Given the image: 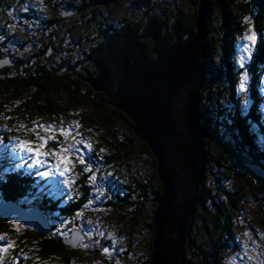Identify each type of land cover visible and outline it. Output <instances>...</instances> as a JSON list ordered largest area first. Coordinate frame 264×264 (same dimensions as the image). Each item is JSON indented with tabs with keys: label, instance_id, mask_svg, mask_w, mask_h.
Instances as JSON below:
<instances>
[{
	"label": "trees",
	"instance_id": "16d2710c",
	"mask_svg": "<svg viewBox=\"0 0 264 264\" xmlns=\"http://www.w3.org/2000/svg\"><path fill=\"white\" fill-rule=\"evenodd\" d=\"M131 1V0H128ZM60 2V1H59ZM91 0H65L60 3L55 2V0H47L48 9L51 10L52 16L50 18L45 17L48 23L45 26L40 25L41 33L38 34L35 31V26L32 25L30 16H26L24 13L18 11L17 8L7 9L9 6L8 0H0V7H3L4 16H7L2 27L6 30H13L14 33L22 31L23 29L18 25V23L26 24L25 31L21 43H15L16 37L12 33L7 40L6 44L0 45V60H5L3 66H0V87H3L5 92H14L12 88L25 86L24 92H31L29 97V108H34L33 111L36 116L40 119L44 116L52 118L61 117L67 110L68 107H89V115H84L83 121L81 122L82 128H87L92 130L90 134H97L96 131H100L101 136L99 142H92L89 133L82 129L80 133L83 139L86 141V137L89 139V148L83 147L82 159L84 160L85 167H88L91 171L98 170V176L96 179L97 183L100 181L106 182L105 191L100 195L106 196L104 199L100 200L99 209L107 210L111 209L117 214L123 216L127 220L130 227L137 224L138 219L144 223L147 235L149 233V226L152 221V212L155 207L153 202V197L160 193L161 183L156 175V158L151 151L148 144L142 141L131 128L130 119L121 112L118 108L107 102L108 98L103 92H95L91 86L82 79L86 73L80 69L83 67L86 71L91 74L96 73L95 65L93 62L89 61L91 55L104 44V35L109 34V27L107 24L109 22L103 21L107 17H111L112 14L104 16L102 14L108 6H110L111 11L115 6L113 1L103 6L102 4L87 5ZM220 0H211L210 8L218 6L224 12L225 22L227 23V52L231 49V38L235 34L239 35L240 31L244 29L242 15L244 11L251 10V7L255 10V28L257 34H259L260 40L256 51L254 52L252 59L253 64L251 68L255 70L258 68V63L261 68L264 66V0H248L239 2V0H223L222 4H219ZM124 5L125 0L120 2ZM135 7H137V16L125 15V19H122V26L118 31L111 33L117 34L118 36L127 32L138 33L140 32L145 17L152 10H163L165 11V21H166V31L164 32L169 39L173 38L177 33L181 36H185L190 31L195 28V16L197 14V5L199 0H135ZM72 5L77 8H81L79 12L75 14L74 23L69 21L70 17H65V10ZM130 8L133 9L132 4ZM14 9V10H13ZM115 10V9H114ZM94 12L93 20H87V16ZM114 12V11H112ZM208 10V24L207 33H209V13ZM37 14V12H36ZM38 15V14H37ZM9 17V18H8ZM66 18V19H65ZM35 19V18H34ZM10 20H15L16 25H11ZM36 20V19H35ZM106 20V19H105ZM114 20V18H112ZM212 28L216 29V25ZM32 29V31H31ZM8 30V31H9ZM31 31V33H30ZM36 34V36H35ZM34 35V36H33ZM141 49L147 55H153L152 41L149 38H144L140 40ZM27 45L29 48H24ZM13 48L20 49L19 52H14ZM225 59H227V54L225 53ZM209 67L205 68V77L203 87L200 91L199 99L203 98V103L200 107L204 113V120L201 122L203 127L207 128L211 132V137L204 139L205 147V165L203 171V179L200 183L199 192V202L196 204L195 213L193 215V221L191 228L196 225V222H201L204 226L201 234V240L198 245H195L193 240V229L190 231V237L188 242L185 244L184 253L191 248L197 249V253H192L193 258L185 259V264H193L192 260L196 259V264H215L217 260V250L216 256L212 257L210 250L212 249L214 239L210 238L209 231H212L221 224L223 219L222 213L217 212L218 205L222 206L220 211L227 212V169L230 172L235 171V166L230 165L228 159L235 160V165L243 168L245 166V161L236 154H233L234 147H238L245 153L247 148L246 141L251 143V139L244 134L246 126H239L237 130L240 132L238 134H232L223 122L222 111L220 113L223 116L221 119L215 117L210 118L207 114L208 105L210 100H223L227 94V72L226 81L225 79L216 78L211 76V72L214 70L212 67L211 60L208 62ZM211 64V69H210ZM256 65L258 67H256ZM227 68V66H226ZM230 68V67H229ZM231 81V86L233 85L234 79L231 73L229 74ZM255 75L249 80V92L256 99H259L257 90ZM1 89V88H0ZM33 91V92H32ZM231 95V93H230ZM4 96V94H3ZM255 100L254 98H252ZM258 101V100H257ZM225 106L229 100L225 99ZM232 103V102H230ZM254 106H248L245 113L250 114V116L257 117L258 114L253 109ZM253 111H252V110ZM249 110V112H248ZM249 117V116H248ZM227 119V116L225 117ZM221 134L219 133V130ZM259 131L264 135V129L261 123H258ZM241 128V130H240ZM243 132V134H241ZM77 136V139L79 138ZM81 140V139H80ZM237 144L239 146H237ZM255 147V146H253ZM252 147V148H253ZM248 148L247 154L256 162L261 164L264 168V151L257 153L255 148ZM258 148V147H256ZM213 150L217 151L216 156L213 155ZM253 151V152H252ZM239 152V151H238ZM85 154V155H84ZM245 158L246 157H242ZM138 161V162H137ZM248 162V161H247ZM136 163V164H135ZM143 163L145 164V169L142 168ZM149 165V170L147 165ZM228 164V165H227ZM109 165H111L109 169ZM135 165L140 167L137 168V172L132 176H124L123 171L129 170L130 166L132 170ZM228 166V167H227ZM6 169L5 165H2ZM10 167V166H9ZM116 172L114 178L107 176L108 172L105 170ZM136 169V168H135ZM105 171V172H104ZM104 172V173H102ZM110 172V173H111ZM208 172L214 173V185L213 189L210 190L209 174ZM247 176H252V173L248 171ZM102 173V174H101ZM20 171L9 169L8 173L0 172L1 183H10L15 187V197L18 201H23L22 198H26V194H29L25 188L30 186L31 195L33 196L36 190L41 198H32L31 202L26 206L29 207L43 208V215L50 222L54 223L55 219H59V216L48 214L56 212L61 214L62 221L69 219L72 224L76 223L75 214L83 210L84 207L87 211H93L92 206H88L86 203L87 196L89 195V172H85L83 176L80 177V181L73 180V185L70 186L75 191L81 194V200L77 204L69 202L66 206L65 203L62 205H57V203L51 201L49 204L44 203L41 205L42 201L47 198L43 193L38 192V187L35 188L33 185V177L29 174L19 175ZM106 176L104 180L102 175ZM112 174V173H111ZM216 174V177H215ZM86 175V176H85ZM122 175L123 177H119ZM25 186V188L23 187ZM23 187V190H22ZM139 189V198H132V194L135 189ZM208 188V190H207ZM111 191V192H110ZM148 192V193H147ZM46 193V192H45ZM29 199V198H28ZM230 203L235 204L232 196L228 197ZM226 202V203H225ZM217 205V206H216ZM95 208V206H93ZM56 209L59 211L57 212ZM72 213H74L72 215ZM12 215V214H11ZM10 215V216H11ZM9 216V217H10ZM0 218V224H6L8 218ZM65 224V223H64ZM50 235H41L34 232L39 236L41 240V247L44 250L45 255L51 254L56 258L60 264H70V255L77 254L79 246L73 247L71 245L64 244L62 240H65V235H60L56 232L55 227L52 226ZM72 230V229H71ZM70 230V231H71ZM70 233V232H69ZM148 249H151V241L148 238ZM148 257V256H147Z\"/></svg>",
	"mask_w": 264,
	"mask_h": 264
},
{
	"label": "rangeland",
	"instance_id": "374dc122",
	"mask_svg": "<svg viewBox=\"0 0 264 264\" xmlns=\"http://www.w3.org/2000/svg\"><path fill=\"white\" fill-rule=\"evenodd\" d=\"M220 1L219 4H222L223 0ZM242 1L248 0H239L241 3ZM120 2L122 1L117 0L115 2L112 10L114 12L111 11L110 6L102 12L104 16L112 14L111 17L109 16L103 21H106V24L109 22L107 29H109V34L114 37H118V35L111 32L118 31L121 28L122 19L126 18L123 16H137L138 8L135 7V0H125L126 4L129 5H124ZM7 4L9 5L7 9L17 8L19 12L30 16L29 21L35 26L36 33L40 32L41 36L43 35L40 25L45 26L48 23L45 17L50 18L53 15L51 10L48 9L47 0H8ZM107 4L102 5L105 6ZM130 4H132L133 9L130 8ZM3 7L4 5L0 7V31L2 24L7 19V16H4ZM209 9L211 10L209 13L211 28H209V33L203 39L206 50L204 65L206 68L209 65L208 62L211 60L212 67L214 66L211 76L219 78L221 81H223L222 79L226 81L225 72H227V83L229 85H227V94L222 101L213 99L209 103L206 101L208 105L207 114L210 118L215 115L216 118L218 116L221 119L224 116L222 119L223 122L225 120L224 125H227V129L232 134L240 132L237 130V127L246 126L244 134L251 139L250 144L249 140L246 141L247 148L245 149V153L239 147L237 150V148L235 149L231 146L234 149L233 154L248 162L245 161V166L240 168L235 165L234 157L233 159H228L229 164L231 163L230 165L233 164L235 166V171L230 172L227 169V198H225L227 199V212L220 211L223 205L217 204L219 210L217 212L222 213L223 219L217 228L215 227L214 230L209 231L212 232L209 235L210 238L214 239L215 243L210 253L214 257L217 250L218 254L215 264H264V168L247 154L248 148H252L253 146H255L253 148H255L257 153L264 151V135L259 131L258 127V123H261L264 129V66L262 69V59L261 63H258L259 67L256 65L258 68L255 70L251 68V64H253L252 56L257 49V41L260 40L254 26L255 10L251 7V10L244 11L242 15L244 29L240 31L239 35L235 36L234 34L232 36L231 49L227 52V23L225 22L224 12L218 6ZM80 10L81 8L79 9L75 5H72L65 10V17H73L69 21L74 23V16ZM10 22L11 25H16L15 20H10ZM18 25L23 29L22 31L14 33L12 29L8 31L7 28L8 33L6 34L10 36L13 33L17 38L15 43L20 44L22 40L26 39L23 38L26 24H23L24 28L22 24L18 23ZM214 25H216V29L212 28ZM253 36L254 39H247V37ZM25 47L29 48L27 45H24ZM19 50L13 49L14 52H19ZM225 53L227 54V59H225ZM241 57H244L242 61L244 67L240 66ZM245 72H247V79L245 90L242 91L240 89V79ZM230 73L234 79L232 86L229 78ZM254 75L257 80L255 82L259 97V99H256L252 96L255 100L251 98V92H249V80ZM23 85L12 88L14 92H5L4 88L0 87V172L8 173L11 167V169L20 171L19 175L24 176L29 174L33 177V185L35 188L38 187L39 194L43 193L47 197L44 201L40 200L41 205L44 203L49 204L53 201V204L55 202L58 206L64 203L66 206L69 202L77 204L82 199L80 197L81 194L70 186L73 185L72 181L74 179L79 182L81 180L80 177H84V171L89 172L88 181L91 188H89L86 203L88 206L94 203L93 206L95 208L92 206L94 210L87 211L84 207L83 210L78 211L75 214V224L71 223L70 217L62 221L61 214L56 212L48 214L49 217H52L51 215L59 216V219H55L54 223H49L47 220V225L55 227L56 232L60 235H65V240L72 237L71 232L73 231L81 233L79 238L80 244H77L79 246L78 252L72 256L70 255V264H145L150 250L148 249L149 233L147 235L143 221L140 218L135 226L130 227L127 220L120 214L111 209H99L100 206L102 207L100 200L107 196L100 197L101 193L108 188L105 186L106 182L100 181L97 183L96 179H98L97 176L100 172L92 168L90 171L88 167L80 163L83 157V147L87 146L89 148L88 143L90 142L87 137L85 141L82 137L83 135L80 138L79 135L82 129L86 134L89 133L88 136L92 142L100 141V131H96L97 134H90L92 130L82 128L80 125L84 115H89L91 109L85 106L68 107L69 110L65 113L64 109V114L61 117L51 119V117L44 116L40 119L34 113V108L28 107L31 92H24L25 89L23 88L25 86ZM225 99L232 103L227 102L225 106ZM203 101V98H201L199 103L202 104ZM251 105L254 106L253 109L259 116L258 119L245 113L248 106L251 107ZM221 111L223 116L220 115ZM226 116L227 119L225 118ZM37 125H53L52 130H48L46 127L37 129L40 136L53 137L48 141L46 147L42 149L43 152L48 153V155L41 157L43 160L42 165H36L30 153L23 152L17 147L18 141H35V134L32 130ZM61 128L65 130L66 135H61ZM216 129L219 130L220 128L216 127ZM219 133L221 134L220 130ZM77 136H79L78 139ZM237 146L239 145L237 144ZM253 148L252 150H254ZM64 149L67 151H63ZM53 153H58L59 155H53ZM217 154L218 152L213 150V155L216 156ZM60 156L68 158L67 171H64L65 165L59 162ZM243 156L246 159L242 158ZM247 164L253 166L256 172L262 173L258 174L262 176L255 175ZM2 165H5L6 169ZM146 165L148 171H150L149 165ZM110 167L111 165H109V169ZM138 167L140 166L135 165L136 169L132 170L130 166V169L124 170L122 175L132 176V172L135 174ZM145 167L143 163L142 168L145 169ZM247 169L252 173L253 177L247 176V172H245ZM60 171H64L63 176L60 175ZM105 171L108 172L107 176L116 177V172L108 171L107 168ZM40 172H48L49 175H38ZM208 174V186L211 190L215 182L214 173L208 172ZM122 175H119V177H123ZM1 178L2 176H0L1 207L9 205L13 209L14 206H17L23 208L25 211L36 209L34 206L29 207V209L26 207L32 198H41L36 190L32 196L30 186H27L28 188L23 186L29 194H26L25 199L22 198V202H17L15 187L8 182L1 183ZM102 178L105 180L106 176L103 174ZM139 193L141 191L138 188L135 189L132 198H139ZM230 196L233 197L235 204L234 202L233 204L230 203L228 199ZM223 207L225 208V205ZM40 209L41 213H43V208ZM56 211L59 212L57 209ZM4 217L0 214V218ZM23 222L17 214H12L6 224H0V249H3L0 251V264H60L51 254L45 255L43 253L44 250L41 247L39 236ZM191 229L194 231L193 240L195 245L201 244L199 242L203 233L202 230L204 229L203 224L196 222L194 228L192 227ZM105 248L108 249V252H104ZM183 249H185V245ZM194 252L197 253V249L190 248L187 253H183V256L184 258L187 256L192 259V253L194 254ZM192 262L196 264V259H193Z\"/></svg>",
	"mask_w": 264,
	"mask_h": 264
},
{
	"label": "water",
	"instance_id": "95a60500",
	"mask_svg": "<svg viewBox=\"0 0 264 264\" xmlns=\"http://www.w3.org/2000/svg\"><path fill=\"white\" fill-rule=\"evenodd\" d=\"M112 1L117 0H91L87 5ZM210 1L199 0L195 28L185 36L177 33L169 39L164 33L165 11L152 10L140 32L104 35L103 46L89 58L95 74L80 67L86 73L82 79L95 92H103L107 102L130 119L133 132L148 144L156 158V175L162 188L153 198L151 249L145 264H185L183 247L190 235L203 179L204 139L211 137L201 123L204 113L199 103ZM94 16L92 12L87 20ZM143 38L151 39L153 55L141 49ZM3 62L0 60V66ZM247 165L255 175L262 174ZM0 214H17L33 231L50 235L51 227L39 208L25 211L17 206H0ZM80 235L73 231L72 237L62 242L77 247Z\"/></svg>",
	"mask_w": 264,
	"mask_h": 264
},
{
	"label": "snow or ice",
	"instance_id": "6c2138e0",
	"mask_svg": "<svg viewBox=\"0 0 264 264\" xmlns=\"http://www.w3.org/2000/svg\"><path fill=\"white\" fill-rule=\"evenodd\" d=\"M247 39H254L253 37H247ZM243 59L244 57H241V67H244L243 65ZM246 79H247V72H245L240 79V89L243 91L245 90V85H246ZM47 128L48 130H52L53 129V125H37L36 128H34L32 131L35 134V141H18L17 147L23 151V152H27L30 153L32 155V158L34 160V163L36 165H42L43 164V160L41 159V157L48 155V153H45L42 151L43 148L46 147L48 141L50 139H52L53 137H45V136H40L38 134L37 129L40 128ZM61 135H66L67 133L65 132V130L63 128L60 129ZM38 141V143H37ZM63 151H67L66 149H64ZM53 155H59L58 153H53ZM59 162L64 164V171H67V165H68V158L65 156H60ZM80 163H84V160L81 159ZM59 170V169H58ZM87 170V169H86ZM64 171H60V175L63 176L64 175ZM38 175L41 176H48L49 173L48 172H40L38 173ZM3 249H0V251H2ZM104 252H108V249L105 248Z\"/></svg>",
	"mask_w": 264,
	"mask_h": 264
},
{
	"label": "flooded vegetation",
	"instance_id": "af4514ba",
	"mask_svg": "<svg viewBox=\"0 0 264 264\" xmlns=\"http://www.w3.org/2000/svg\"><path fill=\"white\" fill-rule=\"evenodd\" d=\"M61 1H64L65 2V0H55V2H57V3H60ZM9 30V29H8ZM6 33H8V31H7V29L5 30L3 27H1V31H0V45H4V44H6V42H7V40L10 38L9 36H7V35H9V34H6ZM34 36V35H33ZM35 36H36V34H35ZM14 49V48H13ZM16 49V48H15Z\"/></svg>",
	"mask_w": 264,
	"mask_h": 264
},
{
	"label": "bare ground",
	"instance_id": "6f19581e",
	"mask_svg": "<svg viewBox=\"0 0 264 264\" xmlns=\"http://www.w3.org/2000/svg\"><path fill=\"white\" fill-rule=\"evenodd\" d=\"M91 86V85H90ZM92 88V87H91ZM6 206H3V208H5ZM10 216V215H9ZM9 216H5L4 218H7V217H9Z\"/></svg>",
	"mask_w": 264,
	"mask_h": 264
}]
</instances>
